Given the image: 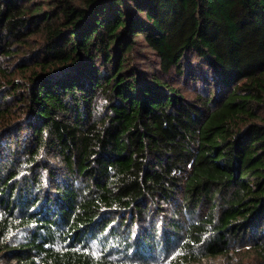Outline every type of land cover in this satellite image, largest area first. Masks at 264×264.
<instances>
[{
  "label": "trees",
  "instance_id": "16d2710c",
  "mask_svg": "<svg viewBox=\"0 0 264 264\" xmlns=\"http://www.w3.org/2000/svg\"><path fill=\"white\" fill-rule=\"evenodd\" d=\"M246 244L264 264V0H0V264Z\"/></svg>",
  "mask_w": 264,
  "mask_h": 264
},
{
  "label": "rangeland",
  "instance_id": "374dc122",
  "mask_svg": "<svg viewBox=\"0 0 264 264\" xmlns=\"http://www.w3.org/2000/svg\"><path fill=\"white\" fill-rule=\"evenodd\" d=\"M194 58V56L192 57ZM193 61H196L195 64L199 61L198 58H194ZM173 78V77H172ZM175 79V78H174ZM174 82H177V85L178 84H181L180 81L176 80ZM185 86V91H188V95H194L195 93H193V89L189 87V85H183ZM49 160H52V162L58 164L59 162L62 164V162L60 161V156L56 154L55 150H53L51 153H50V158H48ZM174 204L175 203H172L171 205H168V208H169V214H173V209H174ZM203 211L205 212V210H208V207H203L202 208ZM188 219V218H187ZM190 220L192 218H189ZM158 220H162V216L161 215H158ZM94 248L96 250L100 249L101 246L98 244V243H94ZM236 249V252L229 256L228 258H225V257H221V258H215L213 260H210V259H207V258H204L203 260H201L198 264H250V262L253 260V258L255 257V249L254 248H251V245L249 244H246L242 247H238V248H235ZM254 255V256H253ZM154 257L155 260L158 259V261H163L165 258L168 257V255H165L163 253H160V252H157L154 254ZM159 257V258H158Z\"/></svg>",
  "mask_w": 264,
  "mask_h": 264
}]
</instances>
